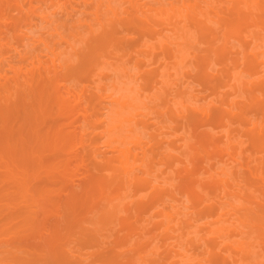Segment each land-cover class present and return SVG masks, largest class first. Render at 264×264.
<instances>
[{
	"label": "bare ground",
	"instance_id": "1",
	"mask_svg": "<svg viewBox=\"0 0 264 264\" xmlns=\"http://www.w3.org/2000/svg\"><path fill=\"white\" fill-rule=\"evenodd\" d=\"M3 234L23 264H264V0H0Z\"/></svg>",
	"mask_w": 264,
	"mask_h": 264
},
{
	"label": "rangeland",
	"instance_id": "2",
	"mask_svg": "<svg viewBox=\"0 0 264 264\" xmlns=\"http://www.w3.org/2000/svg\"><path fill=\"white\" fill-rule=\"evenodd\" d=\"M8 235H0V238H5ZM30 239V238H29ZM5 247L0 246V263L9 262L10 264H23L28 259L29 254L25 250L18 251L15 247L8 251H4Z\"/></svg>",
	"mask_w": 264,
	"mask_h": 264
}]
</instances>
